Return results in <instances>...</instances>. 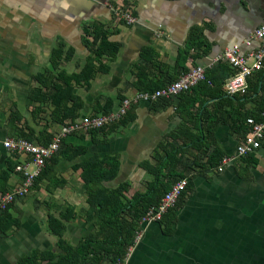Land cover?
Returning a JSON list of instances; mask_svg holds the SVG:
<instances>
[{
    "label": "crops",
    "instance_id": "crops-1",
    "mask_svg": "<svg viewBox=\"0 0 264 264\" xmlns=\"http://www.w3.org/2000/svg\"><path fill=\"white\" fill-rule=\"evenodd\" d=\"M116 7L132 10L138 23L118 20ZM263 22L264 0H0V198L22 182L16 167L27 160L5 150L3 141L23 133L48 143L63 125L117 111L124 99L161 89L197 65L208 67L228 47L257 49L261 42L253 35ZM94 25L118 48L114 59L95 54L100 39L86 37ZM44 77L50 88L42 85ZM248 85L247 101L236 95L221 103L195 87L171 100L135 104L105 130L68 136L57 163L50 162L46 176L10 209L21 226L0 235V264H17L35 250L61 252L50 214H68L63 237L73 246L98 230L90 222L80 164L109 159L108 171L116 175L105 186H126V203L154 185L164 145L187 151L176 174L164 169L161 179L173 184L188 177L189 188L119 262L264 264V144L223 172L207 164L216 148L235 157L246 118L264 112V73ZM55 86L59 91L51 90ZM55 91L60 105L54 115Z\"/></svg>",
    "mask_w": 264,
    "mask_h": 264
},
{
    "label": "trees",
    "instance_id": "trees-1",
    "mask_svg": "<svg viewBox=\"0 0 264 264\" xmlns=\"http://www.w3.org/2000/svg\"><path fill=\"white\" fill-rule=\"evenodd\" d=\"M133 14L136 16L134 12ZM90 34H92L96 39H100L98 47L94 49L95 54L101 57L106 54L108 56H112V59H114L118 53V48L107 40L105 31L99 25H94L92 29H88V31H86V37ZM233 73L234 71L231 69L229 64L219 62L213 69L207 70L206 80L200 83L197 87L200 89L202 95L208 98L220 99L221 103H226L228 98H231V96L227 95L224 82L226 79L231 77ZM259 73L263 75L264 71ZM91 78L92 77L88 78V82ZM46 79H48V77L42 78V85L50 88V82ZM51 90L59 91L56 86ZM56 91L54 93V115L57 111H59L60 105L56 101L58 98ZM247 94L246 97L244 96L245 101L248 100ZM71 98H74V96L70 94L69 99ZM243 104L244 102H242L240 106H243ZM108 113L110 112H106V114ZM251 117L261 120V116ZM216 118L217 117H213V119ZM248 118L249 117L246 118V123L242 126V128H240L239 133L248 129ZM210 126V129L214 127V125ZM98 131L101 130H96V132ZM18 138L33 141L30 137L23 133L20 134ZM79 148L80 147H76V150ZM163 148L166 155L164 154L160 158L158 170L155 171L156 181L150 191L146 195L135 197L126 203L122 202V196L126 186L121 185L113 190L105 186V182H108L116 175V173L108 171V165L110 164L109 159L107 162L105 159H95L93 162H83L76 167L77 170L83 169V174L85 175L84 178L88 179L86 180L88 186L87 202L90 205L88 213L92 212L93 217L91 216L90 222L94 226H97L98 230L95 229L91 236L83 238L77 246H73L63 237L67 231L66 222L69 220L67 219L68 214L63 213L60 214L59 217H56L54 214H50L48 217V225L50 226L52 233L59 238L58 245L62 251L56 253L49 250H35L29 255L22 256L17 264H103V260L108 255H112V253H114V256L112 258H107L108 261L106 264H117L119 261H123L128 249L133 244V239L139 226V219L142 215H144L150 206L159 203L160 199L171 189L172 184L161 179V176L164 175L163 170L166 169L167 171H170V175L176 174V168L181 162L182 155L187 151L184 147H174L171 145H166V147L164 145ZM224 157V153L219 148H216L215 151L207 158L209 170L217 168L221 164ZM56 158V156L53 157L47 163L46 168L47 166L49 168L48 164L50 162L52 165H55L57 163ZM44 171L38 179L41 180L44 176H46ZM6 191L7 189H3V194L6 193ZM12 206L13 204L6 210H3L0 215V235H7L14 227L20 228L21 226V221L19 219H14L10 214ZM172 212L173 210L170 211L168 215H171ZM174 220L175 215H172L170 224ZM101 247L104 248L105 254L100 252Z\"/></svg>",
    "mask_w": 264,
    "mask_h": 264
},
{
    "label": "built area",
    "instance_id": "built-area-1",
    "mask_svg": "<svg viewBox=\"0 0 264 264\" xmlns=\"http://www.w3.org/2000/svg\"><path fill=\"white\" fill-rule=\"evenodd\" d=\"M114 15L118 20L124 21L128 25L138 23V18L133 14L132 10L115 8ZM159 28H162V26H159ZM160 35L161 33L158 32V36ZM253 39L261 42L259 48L244 52L239 44L228 47L208 67L197 65L193 69L182 73L181 76L167 83L161 89L152 93L142 92L131 99H125L117 111L108 114H97L63 125L61 129L54 133L51 142L48 144L37 143L24 138H9L3 141L2 146L5 150L15 155H23L27 160L16 167V172L23 175L22 182L8 193L1 195L0 211L6 210L10 205L18 200L25 199L30 194L47 163L62 150L63 143L68 136L106 129L127 115L131 107L140 102L156 104L177 98L184 92L191 93L195 87L206 80L207 70L219 62L229 64L234 71L233 75L224 82L227 95H246L249 89L248 80L254 74L264 71V22L255 30ZM246 45L251 46L252 41H247ZM260 115L261 120H257L255 117L248 118V129L240 133L241 141L237 146L236 156H225L217 168L210 170L215 173L223 172L233 159L256 154L262 148L264 144V112ZM188 185V177L178 179L160 199L159 203L147 209L138 221L139 226L132 246L142 240L144 232L149 226L162 224L166 220L168 213L176 209V205L179 204L183 194L187 191ZM124 262H119V264H125Z\"/></svg>",
    "mask_w": 264,
    "mask_h": 264
}]
</instances>
